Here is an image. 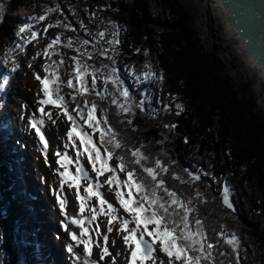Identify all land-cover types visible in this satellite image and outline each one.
Segmentation results:
<instances>
[{
	"label": "trees",
	"instance_id": "obj_1",
	"mask_svg": "<svg viewBox=\"0 0 264 264\" xmlns=\"http://www.w3.org/2000/svg\"><path fill=\"white\" fill-rule=\"evenodd\" d=\"M2 1L0 0V80L2 81L3 76H9L11 85L16 78L13 70L5 63L12 55L8 49L12 44L24 41L21 35L11 34V16L18 9H35L43 14V9L49 8V15L44 13L46 24L57 27L62 33L67 28L64 24L73 27V32L89 42H93L91 35L98 33L97 12L103 4L100 0L82 2V6L76 8L74 14L64 4L79 5L81 0H37L41 9L30 5L35 0H5V6L1 4ZM111 1L117 2L115 7L119 10L118 15L113 16L126 28L120 39V58L125 64H131L136 74L142 71L143 66L150 64L158 77L156 80L146 81L148 85L145 88L143 82L139 86H132L125 81L124 87L130 98L125 100L123 107L119 104L120 101L112 102L114 98L122 99L119 91H116L118 95L111 91L104 92L102 97L96 95L98 102L95 103L99 106H95L94 114L100 111L102 123H99L98 128L91 129L99 135V146L105 156L108 157L106 149L111 152V159L115 168L119 169L118 172L127 174L129 170L134 171V179L145 186L143 193L150 194L155 183L143 172V167L154 169L157 182L163 181V186L156 188V195L160 202L169 207V212L174 213L172 219L178 221L184 210L188 209L190 231L193 234L199 231L206 236L205 240L196 236V240L203 243L205 248L208 243L214 245L210 250L211 258L204 260L201 257V264H224V261L236 264V252L226 243V239L232 234L238 237L240 243L237 245V253L242 260L240 264L264 263V245L261 244L264 236L261 235L260 239L258 236L256 243L252 237H246L250 234L249 230H242L244 225L240 229L229 225L235 224L234 219L240 223L236 216H241V213L247 216L257 211L264 219V208L257 204L264 203V121L261 115L252 102L240 96L219 60L205 51L188 13L177 0H156L160 7L155 20L161 28L156 40H152L145 25V0ZM137 3L139 7L134 10L133 6ZM111 8L114 9L113 6ZM20 25L24 27L22 23ZM82 26L88 28L86 35ZM12 36L14 42L9 43V37ZM52 66L53 64H49L44 74L50 81L54 74ZM52 84L49 85L50 90ZM105 85H108L106 90L107 87H113L111 82ZM142 88H149V96L153 98L152 103L142 104L144 113L140 112L141 101L146 96L141 93ZM72 90L73 86L69 87V91ZM10 94L8 87L6 91H1L0 88V115L9 108ZM63 104L66 106L64 102ZM177 105H180V109H177ZM77 117L82 120L79 114ZM105 119L107 123H104ZM96 120L93 124L97 123ZM109 128L115 133L114 137L107 131ZM102 131L105 133L103 138L100 135ZM4 132L5 129L0 127V210L2 205L8 206L4 219L5 234L0 243V250L5 254L3 264H36L35 257L30 254L32 246L25 241L23 244L18 242L19 234L23 232V216L26 214L24 202L20 201V186L19 189L15 187V184L19 185L16 183V173L14 172L15 178H11V168L4 161ZM117 142L121 144L120 148L115 147ZM131 150H139L145 159L140 164L135 163L137 158L131 155ZM120 157H123V171L118 167ZM157 160L166 171H161L156 166ZM197 174L200 181L193 179ZM253 180L256 181L261 198L256 202L252 196L253 208L249 209L243 197H239L240 194L237 196L236 192L242 189L246 194ZM225 185L230 190L235 208L237 207L236 215L227 213L222 208ZM165 188L176 193L175 198L183 202V208L179 204H171ZM134 195L140 198L136 191ZM144 203L147 206V202ZM212 211L214 212L211 213ZM197 219L202 222L200 226L195 223ZM31 221L29 216L27 222ZM259 225L262 226L260 223ZM259 225L255 224L257 230ZM221 232L224 239L219 235ZM258 247L262 251L263 261L256 258L259 255ZM198 252L190 249L189 255H201Z\"/></svg>",
	"mask_w": 264,
	"mask_h": 264
},
{
	"label": "rangeland",
	"instance_id": "obj_2",
	"mask_svg": "<svg viewBox=\"0 0 264 264\" xmlns=\"http://www.w3.org/2000/svg\"><path fill=\"white\" fill-rule=\"evenodd\" d=\"M100 1H102L103 4L99 6V11L97 12L99 25L96 31H98V33L97 35L96 33L91 35L93 42H89L82 36H78L75 31L73 32V30H75L73 27L64 24L67 28L65 29V32L62 33V31L58 30L57 27H52L50 24H46L44 20H40L38 18L40 15H44V13L49 15V8L43 9V14L35 9L21 8L15 11L11 16V34L14 36L21 35L20 37L24 41L19 44H12L13 46L8 49L11 51L12 55L5 63L9 65L10 70H13V75L16 80L12 83V85L10 83L9 76H3L2 81L0 80L1 85H3L4 78L7 77L10 83H8L9 86L7 85L1 88V91H6L8 87V91L12 94L9 96L10 111H14L16 105H21L20 110L17 111L19 113L18 115L20 121L22 118L19 129H21V131H27V134H29V136L34 140V142H29V144L32 145L31 156L33 155L36 162L39 164L40 162H43L45 165L43 167L44 173L42 172L43 176H45V180L43 178L44 185H48L49 183L52 191H56V196L61 199L62 195L65 194L67 199V209L65 206V211L67 210V212L70 213L69 216H71V218L74 217L76 219L83 220L84 228H86L89 232V236L83 237L82 239L90 241V255L84 252L82 244L77 245L74 242L76 245V247L73 245L74 253H66L68 260V263L66 264H69L70 262L74 264H130V251L123 242V235L126 233L118 230L123 220H129L123 208L120 206L119 199L117 197V192H123V198H127L129 190L123 186V182L127 179V175L123 172H118L119 169L115 168L112 159L108 160V163L109 166L114 169L113 172H105L99 177H97V174H94L92 171V165L88 163L87 152L81 144L78 136L74 134L71 140L69 138V141L67 140V130L70 127V121L67 117L64 115L62 116L58 109L52 108L49 105H40L39 100L44 97L43 92H41L40 83L35 77L36 75H40L42 77L43 73L45 74V66L48 67L49 64H53L52 71L54 74L52 75L51 80L53 83L52 87L55 89L51 87V90H56V93L60 94L64 98L63 102L66 104L69 114L74 117L73 121L77 132L84 134L86 137H91L93 145L98 150H100L99 135L97 132L92 131L91 127L86 124L88 123V113L92 110V105L99 106V104H96L98 102L96 95H99L98 97H102L104 92L108 93L111 91L112 93H116V91H119L122 94V99H114L118 102L120 101L119 104L122 105L126 102V98L123 96L122 91L125 89V81L130 83L132 86H139V83L143 82V88H145L146 85H148V83H145L146 81L150 82L152 79L156 80L158 77V74L154 71L152 65L150 64L143 66V69H141L142 71H139L137 72L138 74H136L133 69L134 67L131 64H125L123 62L119 56V50L120 39L126 28L123 27L113 16L114 14L118 15L119 10L115 7L117 2L114 1L116 3H113L111 0ZM122 1L129 2L128 0ZM82 2L86 3L89 2V0H81L79 5L75 3L64 4V7L74 14L75 9L82 6ZM177 2L181 4L184 10L188 13L191 25L198 34L205 51L219 60V62L223 65L226 74L231 77L232 82L234 83V86L238 90L240 96L254 104L256 111L261 115V118L264 121V107L258 99V92L256 91L254 85L256 82V78H254L255 74L251 73V71L246 67L245 60L242 54L239 51H236L237 49L232 38L226 35L222 26L221 29L217 28L215 21L219 19V16L212 0H177ZM4 3L5 0L1 2L3 5ZM139 4H135L133 9L137 10ZM30 5H34L37 9L42 8L40 4H37V0H35L33 4L30 2ZM112 6L114 9L111 8ZM143 7L145 25L149 29L152 40H156L158 33L161 31L159 24L155 20L159 15L160 6L156 0H145V5ZM21 23L24 26L23 28L26 29L23 33L19 31V29L22 28V25H20ZM82 28L84 32L86 31V35L88 33L87 26H82ZM33 31L37 33L36 39H32L31 37V33ZM73 33L75 34L73 35ZM100 33H103V35H100ZM14 36L9 37V43L11 41L14 42ZM57 37H59L57 43L52 44V41ZM84 41H87V43L85 44ZM14 45L17 46L15 47ZM49 45H52V47L49 48ZM45 50H47V55L44 54ZM77 69H79V80L77 79ZM145 73L149 74L146 78L144 76ZM152 73H155V75H152ZM137 77H140V79H137ZM93 79H95L94 84ZM69 80H72L73 82L74 90L72 91H69V87L67 86V82ZM113 80L118 81V83H113ZM105 81H107V83L111 82L113 87H107L106 90V86L108 85H105ZM143 88L141 93L146 95L145 98L143 97V103H152L153 98L149 96L151 95L148 93L149 88ZM116 95L118 94L116 93ZM93 96H96V98H92ZM23 104L26 106H24L25 108L23 107ZM41 107L44 108V113H41ZM140 112L144 113L145 110H140ZM77 113H79V116L83 119V121L76 118ZM164 114H166V112H164ZM93 115L97 119V123L95 124H98L99 127V123H102L100 111L98 110L95 114L93 113ZM0 119L1 123L5 121L4 117L0 116ZM29 121H35L39 126L40 131L44 135L45 141L47 142L46 148L45 144L41 142L40 137L36 135L35 129L30 126ZM93 122L94 121H92V123ZM6 141V154L4 153V161L9 166L10 161H14L13 158L11 159L13 156H9V149L12 150L13 148L7 149ZM56 152H60L62 155L66 154L70 160L74 161L72 165H69L71 172L75 173L76 168L79 166L83 169V176L88 177L87 180L82 178L80 181V195L84 198L83 203L86 207L83 213L80 212L81 201L77 199L76 189L69 188L68 184H64L63 187H61V177L59 173L62 172L63 169L56 164ZM100 152L103 159H108L107 156L103 155L101 150ZM94 155L95 154L93 153V156ZM43 157L46 159L47 163L44 162ZM97 167H99V163L97 164ZM18 170L19 169H17L16 173ZM196 177H198L197 181L201 180L198 174ZM11 178H15V176H11ZM16 178V183H19V185L15 184V187L17 186L19 189V186L22 185L21 178L17 174ZM117 178L120 181V187H117ZM108 179L113 180L111 185L107 183ZM88 183H91L94 191L99 192L102 198L113 206V212L108 211L107 204L103 206L100 205L99 201L94 196H89L87 192H84L83 189L87 187ZM20 191L22 192V196L24 194L25 197L24 201L22 200V202H24L23 205L27 207L28 197L24 192L23 185L20 187ZM132 191L135 194L136 190L133 189ZM242 191V189H238L236 192L237 196L240 194L239 197H243L246 202V207L252 209V203H254V201L257 202V200H260L261 198L256 181L253 180L251 182V186L247 189L248 192L246 194ZM230 194L231 193L229 192V198L232 200L234 205L232 195ZM252 196L254 197V201H252ZM210 203H212V201L209 202V204ZM257 204L258 206L264 208V203L259 204L257 202ZM222 205V208L227 211V213H233L236 215L237 211L232 208L229 209L223 204V198ZM57 206H60L58 202ZM6 207L8 208L7 205H2L0 210V243L3 241L5 234L4 219L6 210H8ZM26 207L25 209L27 210ZM52 207H54V204H52ZM93 209H95V211H93ZM213 212L214 211L211 213ZM54 214L57 215V218L59 217V211H57V209L56 211L54 210ZM147 214L150 215V212ZM243 214L245 213H241V216H236L240 223H237L234 219L233 221L235 224L233 225L232 223H229V225L235 226L239 229L242 228V225H244L242 230H249L248 233L250 234L246 235V237H248V239L253 238L254 241L258 243V236L259 239L261 238V235L264 236V228H261L264 226L263 217H260V214H258L257 211H255V214L253 213V215L249 214L246 216ZM63 215L65 214H62L61 216ZM29 216H31L29 213L23 216V232L21 235L19 234L18 242L23 244L25 240L26 243L29 242L32 246L34 242L32 239V226L27 224ZM93 216H95V219H93ZM113 216L118 217V219H113L112 224L109 225L108 220ZM61 219L65 220L69 233L75 232L79 235L81 232L80 227L71 224L68 217L67 219L61 217ZM224 219L225 218H223V220ZM240 220L243 221V224H241ZM37 221L38 220H36V223ZM129 221L130 223L128 227H135L134 223H131L132 220ZM188 222L191 224L189 220ZM36 223L34 222V224ZM259 223L262 224V226L259 225ZM255 224L260 226L258 230L255 228ZM109 227L112 228L111 232L108 231ZM152 227V225H149L150 230ZM24 232H27L26 235L23 234ZM102 235H105L104 237L108 236L107 243H105ZM64 236V243L68 245L69 239L67 238V235ZM146 236L147 235L145 234L144 238L148 239ZM35 237L37 239V236ZM49 237L53 239V236ZM262 243L264 245V237L261 238V244ZM154 246H156L157 249L155 248V251L152 254L153 258L149 261H145L144 264H183L182 260L177 261L175 260V257L170 260L166 253L161 251L159 243H156ZM105 247L108 249V254H105L103 251ZM30 250L31 256L34 254L35 257V249L33 250L30 248ZM258 251L259 253L257 254L259 255L256 256V258L259 261H263V255L260 248ZM73 254L75 256H73ZM38 255L40 256V260L43 262L45 256L43 249L41 250V253L38 249ZM239 255L240 254L237 252L236 255L234 254L236 264L237 256L239 258ZM192 256H199V254L195 253V255ZM101 257H103V259H101ZM4 259L5 254L0 251V264H3ZM241 261V258H239V264ZM226 263L228 262L224 261V264ZM136 264H139V261H137ZM228 264L232 263L229 262ZM259 264L264 263L259 262Z\"/></svg>",
	"mask_w": 264,
	"mask_h": 264
},
{
	"label": "snow or ice",
	"instance_id": "obj_3",
	"mask_svg": "<svg viewBox=\"0 0 264 264\" xmlns=\"http://www.w3.org/2000/svg\"><path fill=\"white\" fill-rule=\"evenodd\" d=\"M40 20H45V15H40L38 17ZM25 28H20L19 31L21 33L25 32ZM100 35H103V33H100ZM32 39H36L37 33L32 32L31 33ZM59 40V37H57L55 40L52 41V44H56ZM71 43V42H69ZM86 44L87 41H84ZM52 45H49V48H51ZM45 55H47V50H45ZM147 67V66H146ZM45 71H47V66H45ZM77 79H80L79 76V69H77ZM148 73H145V78L148 76ZM152 75H155V73H152ZM40 85L41 90L43 92V99L39 100L40 105H50L54 108H57L62 111V114L67 117V119L72 122L74 120V117L69 114L66 106L63 104V97L59 96L56 93V90H50L49 85L52 83L47 77L42 78L40 75H36L35 77ZM137 79H140V77H137ZM162 79V77H161ZM107 83V81H105ZM9 83V80L7 77L4 78L3 85H0V88H3L4 86H7ZM95 83V79H93V84ZM113 83H118V81L113 80ZM68 87L73 86L72 80H69L67 82ZM123 96L127 99L129 97V92L127 89L123 90ZM115 99L113 100V103H115ZM143 101H141V110L143 111L142 107ZM123 107V105H121ZM177 109H180V105L176 106ZM41 113H44V108L41 107L40 109ZM95 111V105L92 106V110L88 113V126L93 128H98V124H93L92 121L96 119V117L93 115ZM79 114V113H77ZM179 114V113H177ZM50 116V114H49ZM131 123V121H128ZM104 123H107V120L105 119ZM30 126L35 129L36 135L40 137V140L42 143L45 144V148L47 147V142L45 141L44 135L41 133L39 126L35 121H29ZM168 127V125H165ZM171 127H175V125H171ZM109 133H112V136H115V133L112 131L111 128L107 130ZM76 134L78 138L80 139L81 144L84 146L85 151L87 152L88 156V162L92 165V171L97 174V177L103 175L105 172H113L114 169L109 166L108 160L112 158L111 152H108L106 149V153L108 155V159H103L100 150H98L94 145L91 137H86L82 133H78L75 127V124L73 123L72 129L67 132L68 138L71 140ZM101 138L105 135V133L102 131L100 133ZM116 148H120V143H115ZM93 153L95 154L93 156ZM55 155L57 156L56 164L60 166V168L63 169L62 172L59 173L61 177V187H63L64 184H68L69 188L76 189L77 193V199L81 201L80 204V212H84V203H83V197L80 195V188H81V179L87 180V177L83 176V170L79 166L76 168V172L73 173L69 169V165H72L74 163L73 160H70L68 156L62 155L60 152H56ZM131 155L135 158V163L140 164L145 157L139 152V150H131ZM121 163L118 165L121 171L124 170V164H123V157L119 158ZM99 163V167H97V164ZM156 166L160 168L161 171H166L161 166V162L159 160L156 161ZM143 172L147 174L148 177L151 178L153 182H155L152 186L151 193H143V190L145 186L134 179V171L129 170L127 172V179L123 182V186L129 189L127 198H123L124 194L123 192H117V197L119 199L120 206L123 208L124 212L128 213L132 217L131 223H134L135 227L129 228L128 225L130 223L129 220L125 219L120 225L119 231H122L126 233L123 235V242L124 244L129 248L130 251V264H136L137 261H139V264H144L145 261L151 260L152 253L155 251L154 245L158 242L160 245V248L163 252L166 253V255L171 258L175 257V260L177 261H183V264H200L201 257H203L204 260H209L211 258V252L210 250L214 247L212 243H208L206 248L203 243H200L196 240V236H200L201 240H205L206 236H204L201 232L197 231L195 234H193L189 229V222H188V209L184 210V214L179 217V220H173L172 216L174 213L169 212V207L165 204L160 202V198L156 195V188L163 186V181L157 182V174L154 171L152 167H143ZM193 179H198V177H193ZM107 183L111 185L113 183L112 179H108ZM117 187H120V181L117 178ZM136 190L137 195H139V199L133 198V191ZM84 192H87L89 196H94L98 201L100 205L107 204V208L109 212H113V206L109 204L106 200H104L101 196V194L97 191H94L93 185L91 183H88L87 187H85ZM164 191L167 193V196L171 198V204L177 205L181 208H183V202L178 201L176 197V193L172 191H168L166 188ZM224 196H223V204L228 207L229 209L232 208V204L230 203L229 199V188L227 185H225L224 189ZM143 193V194H142ZM58 201L60 204V210L61 213L65 214V218L67 219V214L65 211L66 201L64 199H61L59 197ZM144 202H147V206ZM158 206V207H157ZM95 211V209H93ZM150 212V215L147 213ZM93 219H95V216H93ZM113 219H118V217L113 216L108 220V224L111 225L113 222ZM197 226L201 225V221L197 219L195 221ZM71 224L76 225L77 227L81 228V232L79 235L75 232H71L70 238L73 242H75L77 245H83V249L85 253H88L90 255L91 249H90V241L86 239H82L83 237H88L89 232L86 228H84V221L76 218L71 219ZM149 225H152V229H149ZM179 225H182V227H179ZM65 231H68L67 225L64 226ZM139 230V232H138ZM108 231L111 232L112 228L109 227ZM145 234L147 237H150L152 240V243H148L145 241L144 236ZM222 239H224L223 233L221 232L219 234ZM105 243H107V237H104ZM226 243L232 247L233 252H238V237L235 234H232L229 238L226 239ZM198 245V247H196ZM192 249L194 251H199L201 255L199 256H190L189 250ZM68 252L72 253L73 251V245H68ZM105 254H108V249L105 247L103 249ZM221 255H224V253H220ZM103 259V257H101ZM237 264H239V258L237 256Z\"/></svg>",
	"mask_w": 264,
	"mask_h": 264
},
{
	"label": "water",
	"instance_id": "obj_4",
	"mask_svg": "<svg viewBox=\"0 0 264 264\" xmlns=\"http://www.w3.org/2000/svg\"><path fill=\"white\" fill-rule=\"evenodd\" d=\"M220 1L247 53L264 71V0Z\"/></svg>",
	"mask_w": 264,
	"mask_h": 264
},
{
	"label": "bare ground",
	"instance_id": "obj_5",
	"mask_svg": "<svg viewBox=\"0 0 264 264\" xmlns=\"http://www.w3.org/2000/svg\"><path fill=\"white\" fill-rule=\"evenodd\" d=\"M212 2L214 3V6H215V8L218 12V16H219V19L217 21H215V24H216L218 29H221V26H222L226 35L228 37L232 38L233 43L235 44L236 49H237L236 51H239L245 60L246 67L251 71V73L255 74L254 78H256V82L254 83V85H255L256 91L258 92V96H259L258 99L263 104V107H264V71L256 65V63L249 56L246 49L242 45L241 39L238 36V34L236 33L234 25L232 24L231 20L228 17V14L226 13L225 9L223 8L221 1L220 0H212ZM20 107H21L20 104L15 106V110L13 111L14 118H15V116L19 117V115H18L19 113L17 111L20 110ZM28 140H29V142L31 141L29 137H28ZM31 152H32V150H29L30 161H31L30 171H32L31 173L34 174V176L31 175L30 173H26V180H27L29 188L34 187L35 184L33 182L37 183L38 182L37 179L39 181H41V175L43 172V167L45 166L43 162H40V164L38 162H36L35 157L33 155H32L33 157L31 156ZM39 186L41 187V184H39ZM50 186L51 185L48 184L46 187V190H48L50 188ZM49 199L50 200L46 199L47 203L49 204V211H50L49 221H48V224H50V225H48V227H51V226L54 227L53 222H56L57 215L54 214L52 204H51V203H53L52 202L53 198L52 199L49 198ZM57 222H58V220H57ZM47 237H46V239H45V237H43L45 239V243H47ZM58 244L61 247L62 246V240H61V242H58ZM55 252L57 253V255H60L59 249H55ZM66 260H67V257H66ZM61 264H63V263H61Z\"/></svg>",
	"mask_w": 264,
	"mask_h": 264
}]
</instances>
